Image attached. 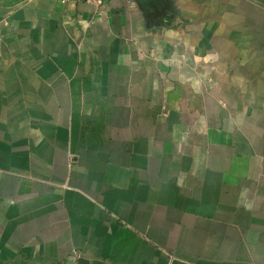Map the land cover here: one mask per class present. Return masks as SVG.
<instances>
[{
    "label": "crops",
    "instance_id": "1",
    "mask_svg": "<svg viewBox=\"0 0 264 264\" xmlns=\"http://www.w3.org/2000/svg\"><path fill=\"white\" fill-rule=\"evenodd\" d=\"M0 0V264H264V0Z\"/></svg>",
    "mask_w": 264,
    "mask_h": 264
},
{
    "label": "water",
    "instance_id": "2",
    "mask_svg": "<svg viewBox=\"0 0 264 264\" xmlns=\"http://www.w3.org/2000/svg\"><path fill=\"white\" fill-rule=\"evenodd\" d=\"M137 3L143 12H146L148 9H155L156 6H162L163 0H133ZM80 264H85V261L80 260Z\"/></svg>",
    "mask_w": 264,
    "mask_h": 264
},
{
    "label": "built area",
    "instance_id": "3",
    "mask_svg": "<svg viewBox=\"0 0 264 264\" xmlns=\"http://www.w3.org/2000/svg\"><path fill=\"white\" fill-rule=\"evenodd\" d=\"M63 1L64 2H74L76 0H63ZM88 1H92L93 3L96 4V6H101L104 0H88Z\"/></svg>",
    "mask_w": 264,
    "mask_h": 264
}]
</instances>
